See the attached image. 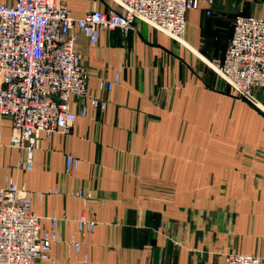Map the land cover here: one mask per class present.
<instances>
[{"label":"crops","instance_id":"obj_1","mask_svg":"<svg viewBox=\"0 0 264 264\" xmlns=\"http://www.w3.org/2000/svg\"><path fill=\"white\" fill-rule=\"evenodd\" d=\"M244 1L255 2L249 15L264 16V0ZM226 3L191 10L183 41L141 18L129 31H102L96 45L77 30L90 74L87 93L71 97L80 118L71 133L41 140L31 171L19 168L27 153L10 145L13 121L0 115V186L10 175L33 191H53L33 203L43 231L57 234L44 264L264 257V109L205 60L217 66L233 36L236 14ZM65 4L74 16L124 11L114 0ZM116 74L112 90L100 88ZM254 91L264 106V89ZM92 97L106 107H94ZM82 216L97 222L93 232L79 230Z\"/></svg>","mask_w":264,"mask_h":264},{"label":"built area","instance_id":"obj_2","mask_svg":"<svg viewBox=\"0 0 264 264\" xmlns=\"http://www.w3.org/2000/svg\"><path fill=\"white\" fill-rule=\"evenodd\" d=\"M114 1L123 12L93 8L82 16L72 15L65 0L0 2V115L13 121L10 145L27 153L19 168L31 171L41 140L71 133L80 118L71 110V97L87 93L90 74L82 64L77 30L96 45L102 31L126 32L141 18L183 41L188 13L216 0ZM216 67L238 96H253L254 89H264V16H236L230 44ZM119 82L116 74L112 80H102L100 88L112 90ZM91 103L106 107L98 97H92ZM66 160L69 168L79 165L73 155ZM52 192L28 189L10 175L0 186V264L51 260L57 234L43 231L45 217L34 211L33 203ZM50 220L55 226L59 217ZM77 223L82 232H93L97 224L86 216ZM226 264H264V257L231 253Z\"/></svg>","mask_w":264,"mask_h":264},{"label":"rangeland","instance_id":"obj_3","mask_svg":"<svg viewBox=\"0 0 264 264\" xmlns=\"http://www.w3.org/2000/svg\"><path fill=\"white\" fill-rule=\"evenodd\" d=\"M228 4V5H227ZM250 4H255V2H248L244 0H231L228 1L226 5L231 9L235 11V14L240 13V12H248ZM255 90V89H254ZM253 90V94L255 91Z\"/></svg>","mask_w":264,"mask_h":264},{"label":"water","instance_id":"obj_4","mask_svg":"<svg viewBox=\"0 0 264 264\" xmlns=\"http://www.w3.org/2000/svg\"><path fill=\"white\" fill-rule=\"evenodd\" d=\"M204 58V57H203ZM205 59V58H204ZM208 63H210L211 66H213L217 71L218 68L216 67V65H214L213 63H211L210 61H208L207 59H205ZM248 98H250L253 102H255L257 105H259L261 108L264 109V106L262 104H260L253 96H247Z\"/></svg>","mask_w":264,"mask_h":264},{"label":"trees","instance_id":"obj_5","mask_svg":"<svg viewBox=\"0 0 264 264\" xmlns=\"http://www.w3.org/2000/svg\"><path fill=\"white\" fill-rule=\"evenodd\" d=\"M239 14L249 15V13H247V12H241ZM237 15H238V13L234 17V22H235V18H236ZM234 22H233V29H234Z\"/></svg>","mask_w":264,"mask_h":264}]
</instances>
